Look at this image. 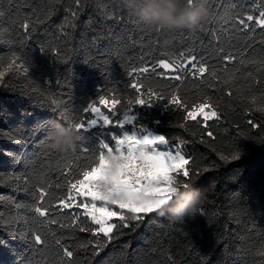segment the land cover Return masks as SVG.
I'll use <instances>...</instances> for the list:
<instances>
[{
  "label": "trees",
  "instance_id": "trees-1",
  "mask_svg": "<svg viewBox=\"0 0 264 264\" xmlns=\"http://www.w3.org/2000/svg\"><path fill=\"white\" fill-rule=\"evenodd\" d=\"M203 3L209 19L175 34L165 50L122 0H0V264H264V30L237 23L258 16L264 3ZM222 13L230 19L218 23ZM193 57L216 76L181 72L177 81L176 73L151 71L161 59ZM145 67L149 72L136 79L153 106L129 105L135 93L128 73ZM100 96L121 101L115 119L129 109L137 115L128 130L164 135L189 159L190 184L204 193L192 216L148 214L107 239L93 237L98 226L83 209L58 207L67 181L95 166L100 151L106 153L101 141L114 146L120 130L81 132L76 147L62 152L50 146L49 122L93 118L83 111L93 103L108 114ZM201 103L217 116L189 118ZM39 187L49 193L43 206L56 209L46 218L34 211ZM37 234L43 246L34 243Z\"/></svg>",
  "mask_w": 264,
  "mask_h": 264
},
{
  "label": "snow or ice",
  "instance_id": "snow-or-ice-1",
  "mask_svg": "<svg viewBox=\"0 0 264 264\" xmlns=\"http://www.w3.org/2000/svg\"><path fill=\"white\" fill-rule=\"evenodd\" d=\"M75 2L80 4L82 0H75ZM261 3H264V0H261ZM248 22H252L253 31L256 28L264 30V10L259 11L258 16L248 14L237 20L243 29H249ZM23 28L27 31L30 29V25L23 24ZM225 59L231 60L234 57L228 56ZM157 68L176 73L171 78L177 81L182 79L179 74L181 72L195 73L201 77L206 73L212 77L216 76V73L210 71L206 64L197 65L195 57L187 60L186 63L161 59L151 71L155 72ZM149 70L148 67H145L139 71L134 69L128 73L132 78L128 87L135 93L134 99L130 98L127 101L129 105L153 106L142 98L144 86L139 79H136L138 75L147 73ZM171 100L177 107L181 106L177 95H172ZM99 103L108 109V114L101 111L95 103L88 104L83 111L92 114L93 118L76 121L73 123L74 127L79 132L87 133L97 126L101 128L111 126L118 128L120 134L112 136L114 146L101 141L100 148L106 150V153L100 151L95 166L83 170L74 180L67 181V196L58 201V207L83 209L84 216L89 218L92 224L98 226L92 231L93 237L102 234L104 238L111 239L114 230L118 227H129L128 221H142L148 214L157 213L158 209L171 199V194L176 190V186L187 187L190 184V170L185 166L189 165L190 161L179 150V146L172 149L169 140L164 135L153 134L145 127H142L140 132L135 128L128 130L126 126L134 125L138 119L137 115L130 114L131 109L123 113L122 119H115L117 105L121 103L119 99L113 98L109 103L108 99L100 96ZM206 106L211 107L201 103L192 111H188L187 116L195 119L197 115H201L205 122L216 117L217 112L214 110L206 112ZM109 155L114 159L119 158L120 162L117 163L115 172L110 170L107 159ZM238 158L239 156L234 157V159ZM181 177L188 179H181ZM102 181L105 184L111 183L116 190L122 189L125 193V200H110L109 195H105L100 190ZM108 191L111 192L112 189ZM48 194L44 187L37 189L36 198L40 204L34 208V211L40 217L46 218L50 211L56 210L43 206ZM85 199L90 200V203L85 202ZM97 202H100V206L97 205ZM113 206L117 210H113ZM113 218H116L120 223L110 222ZM50 222L54 223L55 221ZM73 222H75V218ZM80 230L87 231L88 229L81 228ZM33 239L38 246H43L45 243L39 234L35 235ZM59 243L57 241V244ZM64 257L72 258L73 252L65 249Z\"/></svg>",
  "mask_w": 264,
  "mask_h": 264
},
{
  "label": "clouds",
  "instance_id": "clouds-1",
  "mask_svg": "<svg viewBox=\"0 0 264 264\" xmlns=\"http://www.w3.org/2000/svg\"><path fill=\"white\" fill-rule=\"evenodd\" d=\"M123 9L131 16L138 18L152 32L160 36V46L168 50L173 46V36L179 32L190 30L207 21L210 17L203 0H122ZM230 19L227 13L216 17L218 23ZM48 134L50 146L66 152L73 150L83 135L73 124L65 125L59 121H50ZM110 170L115 172L119 158L107 157ZM112 189L111 192L108 190ZM100 190L109 195L110 200H125V193L116 190L111 183L101 182ZM204 193L201 189L189 184L187 187L176 186L171 199L157 211L160 216L172 220H183L192 216L202 203Z\"/></svg>",
  "mask_w": 264,
  "mask_h": 264
},
{
  "label": "rangeland",
  "instance_id": "rangeland-1",
  "mask_svg": "<svg viewBox=\"0 0 264 264\" xmlns=\"http://www.w3.org/2000/svg\"><path fill=\"white\" fill-rule=\"evenodd\" d=\"M97 107H98V106H97ZM192 110H193V109H192ZM192 110H191V111H192ZM101 111H103L105 114H107L104 110L101 109ZM205 111H206V112H211V111H213V110H212L210 107H207V106H206V107H205ZM122 117H123V116H122ZM149 132L155 134V133L152 132V131H149ZM180 151H181V150H180ZM182 154H183V153H182ZM87 202L90 203V200H88ZM97 205L100 206V202H97ZM113 210H115L114 207H113Z\"/></svg>",
  "mask_w": 264,
  "mask_h": 264
},
{
  "label": "crops",
  "instance_id": "crops-1",
  "mask_svg": "<svg viewBox=\"0 0 264 264\" xmlns=\"http://www.w3.org/2000/svg\"><path fill=\"white\" fill-rule=\"evenodd\" d=\"M155 134H158V133H155ZM160 135V134H159Z\"/></svg>",
  "mask_w": 264,
  "mask_h": 264
}]
</instances>
